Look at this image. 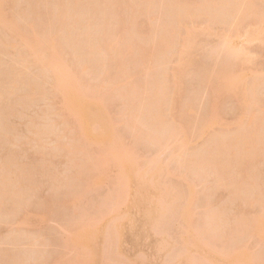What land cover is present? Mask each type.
Here are the masks:
<instances>
[{
  "label": "rangeland",
  "instance_id": "obj_1",
  "mask_svg": "<svg viewBox=\"0 0 264 264\" xmlns=\"http://www.w3.org/2000/svg\"><path fill=\"white\" fill-rule=\"evenodd\" d=\"M174 1L0 0V264H264V0Z\"/></svg>",
  "mask_w": 264,
  "mask_h": 264
},
{
  "label": "bare ground",
  "instance_id": "obj_2",
  "mask_svg": "<svg viewBox=\"0 0 264 264\" xmlns=\"http://www.w3.org/2000/svg\"><path fill=\"white\" fill-rule=\"evenodd\" d=\"M172 1H174V0H172ZM216 1H217V0H216ZM216 1H215V2H216ZM221 1H222V0H221ZM224 1H225V0H224ZM226 1H227V0H226ZM75 2H76V1H75ZM75 2H74V3H75ZM175 2H176V1H174V3H175ZM177 2L180 3V0H177ZM177 2L175 3V5H177L176 8L174 7V6H175L174 4H173V5H174L173 7L171 6L173 12H174L175 9H177V8H181V6L178 7ZM188 2L190 3V1H188V0H187V2H185L186 5H187ZM208 2H209V1L206 0V2H203V3H206V5H208ZM217 2H219V4L223 7L224 2H223V4L220 3L219 0H218ZM183 3H184V2H183ZM183 3H182V4L180 3V5H184V4H185V3H184V4H183ZM228 3H229V2H226V3L224 4V6H226V7L228 6V9H226L225 7H223V8H222L223 12H224V9H225L226 11L228 10V11L230 12V8H231V7H229ZM76 4H77L76 6L78 7V3H76ZM170 4H172V2H171ZM209 4H211V3H209ZM219 4H218V5H219ZM229 4H230V3H229ZM0 5H1V4H0ZM74 5H75V4H74ZM138 5H139V4H138ZM189 5H190V4H189ZM189 5H188V6H189ZM203 5H205V4H203ZM215 5H217V3H216ZM215 5L213 4L212 6L214 7ZM218 5H217V7H218ZM231 5H232V4H231ZM221 6H220V9H221ZM233 6H234V4L232 5V7H233ZM74 7H75V6H74ZM77 7H76V8H77ZM174 8H175V9H174ZM188 8H189V7H188ZM188 8H187V9H188ZM0 9H1V11H2V7H1ZM234 9H235V8H234ZM234 9H233V10H234ZM222 10H221V12H222ZM231 10H232V8H231ZM1 11H0V12H1ZM134 11H135V10H134ZM138 11H139V10H138ZM178 11H180V9H179ZM178 11L175 10L176 13H177ZM187 11H188V10H187ZM226 11H225V12H226ZM228 11H227V12H228ZM143 12H145V11L143 10ZM188 12H189V11H188ZM232 12H233V11H232ZM137 13H140V12H137ZM0 14L2 15L3 13L1 12ZM104 14H106V13L104 12ZM104 14H103V15H104ZM147 14H148V10H147ZM177 14H178V13H177ZM106 15H107V14H106ZM132 15H133V14H132ZM134 15H135V14H134ZM175 15H176V14H175ZM2 16H4V15H2ZM2 16H1V20L4 18V17H2ZM20 17H21V15H20ZM23 17H24V16H23ZM132 17H133V16H132ZM5 18H6V17H5ZM5 18H4V19H5ZM14 18L16 19V17H14ZM4 19L1 21L2 23H3ZM21 19H22V18H21ZM104 19H105V18H104ZM104 19H103V20L101 19L102 22H104ZM131 19H133V18H131ZM18 20H20V19H18ZM12 21H13V20H12ZM130 21H133V20H130ZM130 21H129V23H130ZM16 22H17V20H16ZM165 22H167V21H165ZM10 23H11V22H9V21H8V23H7V20L5 19V24H6V26H11V25L13 24V23H11V24H10ZM8 24H10V25H8ZM15 24H16V23H15ZM18 24H19V22H18ZM18 24H17V25H18ZM150 24H151V23H150ZM150 24H149V25H150ZM90 25H91V24H90ZM130 25H131V24H130ZM135 25H136V24H135ZM140 25H141V24H140ZM147 25H148V24H147ZM149 25H148V26H149ZM169 25H170V26H171V25L173 26V23H170ZM169 25L167 24L166 26H169ZM178 25H179V24L176 25V28H178ZM6 26H5V27H6ZM126 26H127V25H126ZM126 26H125V27H126ZM128 26H129V24H128ZM150 26H151V25H150ZM150 26H149V27H150ZM158 26H159V25H158ZM163 26H164V25H163ZM166 26H165V27H166ZM170 26H169V27H170ZM17 27L19 28V26H17ZM131 27H132V25H131ZM159 27H160V26H159ZM161 27H162V26H161ZM161 27H160V29H161ZM169 27H167V28H168V31L165 30L164 28H163V30H164L165 32L167 31L166 33H168V32L170 31L169 29H171V27H170V28H169ZM174 27H175V25L173 26V28H174ZM126 28H128V27H126ZM129 28H130V27H129ZM139 28H140V27H139ZM139 28H137V29H139ZM141 28H143V27H141ZM147 28H148V27H147ZM152 28H154V26H153ZM156 28H158V27L156 26ZM156 28H155V30H157ZM173 28L171 29L173 32H176V31L178 32V29H179V28H178L176 31L173 30ZM176 28H175V29H176ZM130 29H131V28H130ZM158 29H159V28H158ZM19 30H20V29H19ZM142 30H143V29H142ZM146 30H147V29H146ZM149 30H150V29H149ZM186 30H187V29H186ZM188 30H189V29H188ZM134 31H135V29H134ZM143 31H145V29H144ZM160 31H161V30H160ZM190 31H191V30H190ZM190 31H188L187 33H189V37H190V39H193V36H190V33H191ZM69 32L71 33V31H69ZM136 32H137V34H136V36H137L139 31H136ZM136 32H135V33H136ZM146 32H147V31H145V33H146ZM149 32H150V31H149ZM158 32H159V31H158ZM158 32H157V33H158ZM165 32H164V34H162L163 37L166 36V37H164V39L161 38V37H160L159 41H158V39L155 40V38H154V39H151V41H152V40H155L154 42L158 41V44L155 43V44H156V45H155V48H156V46H157V48H158V46H160V45H164V44L166 43V41H167V40H165V39H166V38H167V39L170 38L169 36H171V35H170L171 32H170V34L168 33L169 36H167L168 34H165ZM173 32H172V34H174ZM66 33H67V32H66ZM70 33H69V34H70ZM161 33H162V31H161ZM69 34H68V35H69ZM109 34H110V33H109ZM148 34H149V33H148ZM37 35H38V34H37ZM39 35H41V34H39ZM140 35H141V34H140ZM155 35H156V33L154 34V36H155ZM159 35H160V33H159ZM159 35H158V36H159ZM29 36H30V35H29ZM70 36H71V35H69V37H70ZM106 36H107V37H105V38H108L109 35L106 34ZM145 36H147V34H146ZM158 36H156V38H157ZM160 36H161V35H160ZM176 36L178 37V36H179V33H176ZM73 37H74V36H73ZM173 37H174V38H173ZM27 38H28V37H27ZM32 38H33V37H32ZM42 38H43V37H42ZM139 38H140V37H139ZM139 38H138V40L140 41ZM144 38H145V37H144V35H143V39H144ZM151 38H153V37L151 36ZM172 38H173L172 41L170 40V41L172 42V44H171V42L169 41V44H165L166 47H168L169 45H171L170 47H172V45L175 44L174 42L177 41V40L174 41V40H175V36H172ZM43 39H44V38H43ZM43 39H42V40H43ZM133 39H134V38H133ZM136 39H137V38H136ZM146 39H147V38H146ZM146 39H145V40H146ZM170 39H171V38H170ZM34 40H35V39H34ZM34 40H33V41H34ZM70 40H71V39H70ZM87 40H88V39H87ZM33 41H32V42H33ZM103 41H104L105 43H107V42H106L107 39H106V41H105V40H103ZM173 41H174V42H173ZM189 41L192 42V40H189ZM189 41H188V42H189ZM43 42H44V41H43ZM43 42H42V43H43ZM92 42H93V40H92ZM133 42H135V41H133ZM143 42H144V41H143ZM154 42H152V45L154 44ZM191 42H189V43H191ZM86 43H87V42H86ZM93 43H94V42H93ZM138 43H139V42H138ZM147 43H149V42H147ZM173 43H174V44H173ZM26 44H27V42H26ZM49 44H50V43H49ZM49 44H48L47 47L50 46ZM77 44H78V43H77ZM94 44H95V43H94ZM130 44H131V43H130ZM133 44H135V43H132L131 45H133ZM150 44H151V43H150ZM30 45H31V44H30ZM45 45H46V44H45ZM107 45H108V44H107ZM138 45H139V44H138ZM165 45H164V47H165ZM167 45H168V46H167ZM177 45H178V44H177ZM177 45H176V46H177ZM22 46H23V45H22ZM28 46H29V45H28ZM43 46H44V45H43ZM54 46H55V45H54ZM78 46H79V44H78ZM86 46H87V44H86ZM104 46H105V44L103 43V47H104ZM111 46H112V44H111ZM111 46H110V47H111ZM140 46H141V45H140ZM225 46H226V45H225ZM225 46H224V47H225ZM76 47H77V46H76ZM83 47H85V46H83ZM92 47H94V45H92ZM92 47H91V49H92ZM97 47H98V46H97ZM97 47H95V48L98 49L100 46H99L98 48H97ZM106 47H107V46H106ZM110 47H108V48H110ZM126 47H128V45H126ZM130 47H131V46H130ZM137 47H139V46H137ZM153 47H154V45H153ZM164 47H163V48L161 47V48L164 49ZM166 47H165V48H166ZM170 47L166 48V49H167V52H168V50H170ZM174 47H175V46H174ZM50 48H52V47H50ZM104 48H105V47H104ZM108 48H107V49H108ZM132 48H133V47H132ZM161 48H160V49H161ZM37 49H38V48H37ZM47 49H48V48H47ZM54 49H57V47L54 48ZM58 49H59V48H58ZM76 49H77V48H76ZM79 49H80V48H79ZM81 49H82V48H81ZM83 49H85V48H83ZM86 49H87V48H86ZM91 49H90V50H91ZM96 49H95V50H96ZM107 49H104L105 52L108 51ZM127 49H128V48H127ZM139 49H140V48H139ZM162 49H161V51H164V50H165V49H164V50H162ZM171 49H172V48H171ZM174 49H175V48H174ZM106 50H107V51H106ZM131 50H132V49H130V51H131ZM225 50H227V48H226ZM230 50H231V49H230ZM230 50H229V51H230ZM84 51L87 52L86 50H84ZM128 51H129V50H128ZM176 51H177V49H176ZM229 51H228V52H229ZM231 51H232V50H231ZM231 51H230V52H231ZM236 51H237V49H236ZM56 52H57V51H56ZM92 52H93V51L91 50L90 54H91ZM95 52H96V51H95ZM98 52H99V51H98ZM102 52H103V51H102ZM165 52H166V50L164 51V53H165ZM171 52H172V51H171ZM226 52H227V51H226ZM228 52H227V53H228ZM54 53H55V52H54ZM60 53H61V51H60ZM60 53L57 52V54H60ZM103 53H104V52H103ZM103 53H102V54H103ZM107 53H108V52H107ZM150 53H151V52H150ZM152 53H153V51H152ZM152 53H151V54H152ZM158 53H159V50H158ZM104 54H105V53H104ZM151 54H150V56H151ZM162 54H163V53H161V58L163 57ZM168 54H170V52H169V53H166L165 55H168ZM51 55H52V54H51ZM148 55H149V54H148ZM154 55H155V54H154ZM154 55H153V56H154ZM156 55H157V54H156ZM43 56H44V55H43ZM102 56H104V55H102ZM105 56H107V55H105ZM105 56H104V57H105ZM108 56H109V55H108ZM55 57H56V56H55ZM158 57H160V56H158ZM164 57H165V56H164ZM109 58H110V57H109ZM109 58H108V60H111V59H109ZM115 58H116V57H115ZM165 58H167V57H165ZM75 59H76V58H75ZM102 59H103V58H102ZM105 59H107V58L105 57ZM163 59H164V58H163ZM38 60H39V59H38ZM76 60H77V59H76ZM157 60H158V59H157ZM159 60H160V59H159ZM159 60H158V61H159ZM161 60H162V59H161ZM112 61H113V60H112ZM74 62H76V61L74 60ZM103 62H105V61H103ZM103 62H102V63H103ZM113 62H114V61H113ZM156 62H157V61H156ZM162 62H163V61H162ZM76 63H77V62H76ZM98 65H99V63H98ZM100 65H101V64H100ZM42 66H43V65H42ZM103 66H104V65H103ZM43 67H44V66H43ZM44 68H45V67H44ZM98 68H100V67L98 66ZM155 68H156V66H155ZM101 69H102V68H101ZM84 70H85V69H84ZM163 73H164V72H163ZM51 74H52V72H51ZM18 75H19V74H18ZM52 75H53V74H52ZM165 75H166V74H165ZM16 76H17V75H16ZM157 76H158V75H157ZM161 76L165 77L164 74L161 75ZM18 77H19V76H18ZM158 77H159V76H158ZM166 77H167V75H166ZM216 78H217V77H216ZM155 79H156V78H155ZM155 79H154V80H155ZM163 79H164V78H163ZM213 79L215 80V82H217V80L215 79V77H214ZM213 79H209V83H212V81L214 82ZM230 79H231V72L229 71V72L226 74V76L223 77V81H225V83H227V85H230V83H231V82L229 83V80H230ZM57 80H58V78H57ZM165 80H166V78H165ZM210 80H211V81H210ZM60 81H61V80H60ZM60 81H56V82H59V84H60ZM158 81H160V79H159V80L157 79V81H155V82L157 83V85L154 84L155 82H154L153 84H154V87L157 86V89L159 90V92L156 91V88H155V89H154V90H155L154 93L152 92L153 96H151L152 94L149 93V96H151V97H153V98L150 97V98L152 99V101L149 100V101H151V102L148 101V102H146L147 104H146L145 102H144L145 104L142 103V104L145 106L144 110L146 109V105H147V107L149 106V108H150V104H151L152 102L154 103V105H156L155 107L157 108V104H158V103L160 104V102H161V104H162V101H164V99H162L163 97H162V98L160 97V96H163V95H162L163 93L160 91V89H161L162 91L165 90V89H163L164 87L158 85ZM163 81H164V80H163ZM163 81H162V82H163ZM205 81H206V78H205ZM165 82H166V81H165ZM165 82H163L164 85L169 83V82H168V83H165ZM215 82L212 83V85L215 86V84H216ZM160 83H161V82H160ZM13 84H14V83H13ZM56 84H57V83H56ZM59 84H57V85H59ZM62 84H63V83H62ZM7 85H8V84H7ZM53 85H54V83H53ZM63 85H64V84H63ZM63 85H60V86H62V89H63V87H64ZM155 85H156V86H155ZM205 85H206V84H205ZM212 85H211V86H212ZM209 86H210V84H209ZM3 87H4V86H3ZM5 87H6V86H5ZM7 87H8V86H7ZM7 87H6V88H7ZM206 87H208V84H207ZM53 88L55 89V88H58V87H55V86H54ZM168 88H169V87H168ZM0 89H1V88H0ZM54 89H53V90H54ZM151 89H152V88H151ZM58 91H59V90H58ZM63 91H64V93L67 92V91H65V89H64V90H61L60 92L63 93ZM69 91H70V90H69ZM152 91H153V90H152ZM1 92H2V91H1ZM155 92H156L158 95H156ZM160 92H161V93H160ZM5 93H6V92H5ZM5 93H4V90H3V92L0 93L1 97H2V95H3V97H4V94H5ZM64 93H63V95H64V97H65V94H64ZM159 93H160L161 95H160ZM164 93H165V91H164ZM66 94H69V96H70L71 93H66ZM154 94H155V95H154ZM69 96H68V97H69ZM149 96H148V97H149ZM154 96H156V97H154ZM1 97H0V99L2 100L3 97H2V98H1ZM159 98L162 99V101H161V100H158ZM155 99H156V100H155ZM1 100H0V102H1ZM3 100H4V99H3ZM147 100H148V99H147ZM154 101H156L157 104H156V102H154ZM159 101H160V102H159ZM254 101H255V100H254ZM2 102H3V101H2ZM132 103H133V102H132ZM135 103H136V102H135ZM138 103H140V102H138ZM138 103H137V104H138ZM148 103H149V105H148ZM153 103L151 104V107H152V108H150V109L148 108V109H149V112H148L149 114L147 113L148 109H147L146 112L144 111L145 113H147L148 115H151V116H148L147 114H145V115L147 116V117H145V116H143V115H144V114H143V110H142V112H140L141 110L139 111V112H140V115L142 114L141 116L139 115L140 117H142V121H143L144 118H145V121H143V122H144L143 125H144L145 127H146V125H147V129H146V128L144 129V128H143V127H144L143 125H142L141 129L143 128V130H144V132H145V133H144V132H143V133L146 134V133H148V132H147L148 129H149L148 126H150V129H151V130H149V133L152 134V136H153L154 138H157V137H158L159 140H161L160 138L163 137V134H159V131H161L160 133H162V131H163L165 128L167 129V127H166L167 125H165V128H162V127H164V126H162V125L165 124V122H163L164 119H165V118L163 119V116H164L163 113H164V112H162L163 115L160 113L161 111H160L159 113H158V112H153V110H154V111H158V110H160V109L162 110V108H161L162 105H160V109L158 108V110H156V108H153V107H154ZM254 103H255V102H254ZM129 104H130V102H129ZM140 104H141V103H140ZM82 105H85V104H82ZM82 105L80 104L79 107H81ZM135 106H136V105H135ZM136 107H138V106H136ZM158 107H159V106H158ZM84 108H85V107H84ZM134 108H135V107H134ZM139 108H140V107H138V109H139ZM141 108H143V106H142ZM141 108H140V109H141ZM79 109L84 110V111L86 110V108L83 109V106H82L81 108H79ZM151 109H153L152 112H151ZM127 110H128V109H127ZM129 110H131V108H129ZM134 110H135V109H134ZM261 110H263V109H260V112H261ZM136 111H137V110H135V112H136ZM131 112H132V111H131ZM137 112H138V111H137ZM186 112H187V111H186ZM262 112H263V111H262ZM153 113H156V115H157V113H158V116L155 115L157 118L154 117V114H153ZM130 114H133V115H134V114H136V113L133 112V113H130ZM138 114H139V113H138ZM159 114H160V115H159ZM128 115H129V113H128ZM181 115H182V113H181ZM184 115H185V114H184ZM136 116H138V115H136ZM152 116H153L154 118L151 119L150 117H152ZM160 116H161V117H160ZM182 116H183V115H182ZM182 116H181V117H182ZM185 116H186V115H185ZM134 117H135V116H132V117H131V118H132V121H133V119H135ZM164 117H165V116H164ZM186 117H187V116H186ZM260 117H261V116H260ZM136 118H137V117H136ZM148 118H149V119H148ZM158 118H159V119H158ZM137 119H138V118H137ZM147 119H148V120H147ZM150 119H151V120L154 119L153 122H152L153 124L150 123V122H151ZM161 119H162V120H161ZM182 119H185V118L183 117ZM129 120H130V119H129ZM138 120H140V118H139ZM156 120H157V122H156ZM159 120H161V122H159ZM180 120H181V119H180ZM180 120H179V123L182 124L183 121L181 120L182 122H180ZM185 121H186V119H185ZM259 121H260V120H259ZM130 122H131V120H130ZM133 122H134V121H133ZM136 122H137V120H136ZM138 122H139V121H138ZM140 122H141V120H140ZM140 122L138 123L139 125H140L141 123H143V122H141V123H140ZM145 122H146V123H145ZM148 122H149V123H148ZM154 122H155V123H154ZM186 122H187V121H186ZM131 123H132V122H131ZM158 123H159L160 125H161V123H162L161 127L159 126ZM135 124H136V123H134L133 125H135ZM150 124H151V125H150ZM155 124H156V126H158V127H154ZM152 125H153V126H152ZM151 126H152V127H151ZM254 126H256V125H254ZM114 127H115V126H114ZM159 127H160L161 130L158 129ZM153 128H154V131L152 130ZM155 129H157L158 131L155 130ZM113 130H115V129H113ZM151 131H153V133H154L155 135H154ZM156 131H157V133H155ZM176 131H177V130H176ZM114 133H115V132H114ZM149 133L146 134V136H147V135H148V136H151ZM172 133H173V131L171 132V134H172ZM238 133H239V132H238ZM238 133L236 132L237 138H238L239 136H242V135H238ZM156 134H158V135H156ZM171 134H169V135H171ZM236 135L234 134L235 138H236ZM148 136H147V137H148ZM152 136H151V137H152ZM160 136H161V137H160ZM245 136H246V135H245ZM250 137H251V136H250ZM158 138H157V139H158ZM235 138L232 140V141H234V142H231V143L234 144V145H237L238 143L240 144V141H239V142H236V141H238L239 139H238V140L236 139V141H235ZM241 138H243V136H242ZM241 138H240V140H242L241 145H243V146H244V145H245V146H248L247 144H245V142L249 141V140H248V138H249L248 135H247V140H246L245 138H243V139H245L246 141L243 140V139H241ZM251 138H252V137H251ZM244 141H245V142H244ZM249 142H250V141H249ZM206 143H207V142H206ZM222 143H225V144L227 145V142H225V141H223ZM247 143H248V142H247ZM220 144H221V142L218 143V146H217L218 148H220V147L223 148V146H226L225 144H224V145H220ZM248 144H249V143H248ZM245 146H244V147H245ZM239 147H241V148L244 149V147H242V146H239ZM239 147L237 146L238 149H241V148H239ZM218 148H217V149H218ZM83 149H84V148H83ZM243 149H242V150H243ZM246 149L249 150V148H246ZM246 149H244V151H243L244 153H245V150H246ZM220 150H221V148L218 149V152H219V153L217 152V155L214 156V157H216L217 160H219V161L222 160V159H221V158H222V154L219 155L220 153H222V151H220ZM247 150H246V152H247ZM250 151H251V150H250ZM193 152H194V151H193ZM241 152H242V151H241ZM243 152H242V153H243ZM248 153H249V152H248ZM255 153H256V152H254V154H255ZM196 154H197V153H195V155H196ZM251 155H252V157H251V156H250V157L254 159L252 151H251ZM255 155H256V154H255ZM197 156H198V155H197ZM258 156H259V155H258ZM258 156L256 157V160H257ZM214 157H213V158H214ZM216 158H215V159H216ZM218 158H220V159H218ZM251 158H249V159H251ZM253 159H252V160H253ZM222 161H223V160H222ZM249 161H250V160H249ZM212 162H214V161H212ZM224 163H226V164H224ZM212 164H213V163H212ZM219 164H220V163H219ZM219 164H218V165H219ZM223 164H224V165H223ZM214 165H216V162L214 163ZM218 165H217V166H214V167H216L217 169L220 168V169H219L220 171L216 170V171H218V172H217V175H218V176H219V175L221 176V174L223 173V175L225 176L226 171H227L226 169L229 167V165L227 166V162H225V161H224L222 164H220L219 166H218ZM221 165H222V166H221ZM223 166H224V167H223ZM225 166H227V168H225ZM218 167H219V168H218ZM216 168H215V169H216ZM222 168H225V169H223V172H222V170H221ZM224 170H225V174H224ZM216 171H215V172H216ZM215 172H214V174H216ZM219 172H220L221 174H218ZM223 175H222V176H223ZM220 176H219V177H220ZM222 176H221L219 179H221ZM224 176H223V178H224ZM149 179H150V178H149ZM236 179H237V178H236ZM239 179H240V182H242V181H241L242 178H239ZM237 180H238V179H237ZM234 181H235V180H234ZM238 181H239V180H238ZM253 181H254V180H252V182H253ZM6 182H7V181H6ZM235 182L237 183V181H235ZM236 183H235V184H236ZM143 184H145V183H143ZM233 184H234V182H233ZM235 184H234V186H235ZM237 184H239V183H237ZM252 185H254V184L252 183ZM4 186H5V185H4ZM143 186H144V185H143ZM7 188H8V187H7ZM7 188H6V189H7ZM119 191H121V189H120ZM119 191H118V192H119ZM2 192H3V187H2ZM121 192H122V191H121ZM121 192H119V194H120ZM3 193H4V192H3ZM1 194H2V193H1ZM5 194H7V191H6ZM116 194H117V191H116ZM119 194H117L116 196H118ZM150 201H151V200H150ZM159 214H160L159 222L157 221V222L159 223V225H160V224H161V225L163 224V223L160 222V218L164 217V218H162V219H163V220L165 219L166 221H167L168 219H170L169 217H165V215H162V214H164V213H162V214L159 213ZM213 214H214V212H213ZM209 216H211L210 213H209ZM213 216H214V215H213ZM156 217H157V216H156ZM207 217H208V216H207ZM211 217H212V216H211ZM214 217H215V216H214ZM214 217H212V218H214ZM113 218L116 219L117 216H114ZM167 218H168V219H167ZM208 218H209V217H208ZM162 219H161V220H162ZM173 219H174V217H171V220H168L169 223H168V221H167V222H166L165 220H164V221H165L166 225H167V224H170V225H171V224H172L171 222L175 220V219H174V220H173ZM210 219H211V218H210ZM111 220H113V219L111 218ZM163 220H162V221H163ZM239 220H240V218H239ZM241 220H242V219H241ZM206 221H207V220H206ZM209 221H210V220H209ZM242 221H243V220H242ZM244 221L246 222L245 219H244ZM244 221H243V223H245ZM247 222H248V220H247ZM240 223H241V221H240ZM248 223H249V222H248ZM252 224H254V223H252ZM252 224H251V225H252ZM258 224H259V223H258ZM170 225H169V226H170ZM237 225H238V224H237ZM243 225H244V224H243ZM261 225H262V223H261ZM261 225L259 226V229H258L256 226H255V227H256L258 230H261V229H262V231H263V228H262V227H264V226H261ZM152 226H153V225H152ZM156 226H158V224L155 225V226H153V227L155 228ZM171 226H172V225H171ZM239 226H241V225H239ZM239 226H238V227H239ZM112 227H113V228H112ZM112 227H110V229L112 228V231L110 230V231L108 232V234H107L108 236H109V233H110V232L113 233V231H115L114 234L117 233L116 230H115V228H114V225H113ZM164 227H166V228H164V230H167V231H168V236H171V235H169V233H170V232H169V229H170L171 227H167V226H164ZM249 227H250V226H249ZM253 227H254V226H253ZM156 228H157V230H158V228L160 229V226H158V227H156ZM236 228H237V226H236ZM244 228H245V226H244ZM113 229H114V230H113ZM152 230H153V228H152ZM252 230H253V228H252ZM258 230H257V231H258ZM154 231L156 232V233L154 232L155 234H157V233L159 234V230H158V232H157L156 229H154ZM162 231H163V230H162ZM167 231H165V232H166L165 235L167 234ZM257 231H256V232H257ZM262 231H261L260 233H262ZM112 233L110 234V236H112ZM263 233H264V232H263ZM253 234H254V233H253ZM199 235H200V232H199ZM199 235H196V236H197V239H198V240H199V239L202 240V239L200 238ZM114 236H115V235H114ZM168 236H167V237H168ZM120 237H121V236H120ZM108 238H109V237H108ZM115 238H116V237H114V239H112V240H113V241H114V240L116 241L117 239H115ZM168 238H169V237H168ZM104 239H105V237H104ZM160 239H161V238H160ZM212 239H213V238H212ZM112 240H111V243H112ZM162 240H163V239H162ZM162 240H161V241H162ZM200 240H199V242H200ZM203 241H204V240H203ZM207 242H208V241H207ZM210 242H211V241H210ZM115 243H117V242L112 243V245L115 244ZM153 243H154V242H153ZM188 243H190V240L188 241ZM200 243L202 244V242H200ZM208 243H209V242H208ZM211 243H212V242H211ZM108 244H110V241H109ZM178 244L181 245L180 243H178ZM209 244H210V243H209ZM179 245H176V246H178V247H174V246H173V247H174V251H176V250L178 251V250H179L178 253L173 252V253H174L173 258H176V256L179 257V255L181 254L180 247L183 248L184 246L182 247V245H181V246L179 247ZM204 245H205V242H204ZM110 246H111V244H110ZM110 246H109L110 250H113V251H114L115 248H116V244H115V247H114L113 249H111L112 247H110ZM113 246H114V245H113ZM156 247H157V246H156ZM157 248H158V247H157ZM170 248H171V247H170ZM176 248H177V249H176ZM158 249H159V248H158ZM183 249H185V248H183ZM110 250H109V252H113V251H110ZM161 251H162V250H161ZM171 251H172V248H171ZM186 251H187V249H186ZM110 254H111V253H110ZM114 254H117V253L114 251V253L111 254V255H114ZM168 254H169V253L167 252L166 254H164V256H165V255H168ZM175 254H176V256H175ZM178 254H179V255H178ZM189 254H190V253H189ZM191 254H192V252H191ZM111 255H107V256L109 257V256H111ZM138 255H140V253H139ZM240 255H241V253H240ZM116 256H117V257H116ZM116 256H115V257L118 258V261H116V263H117V262L119 263V261L121 260V262H123L122 264H128V262H127L126 260H124V259H125L124 256H123V257H120L121 255L118 256V254H117ZM140 256H141V255H140ZM142 256H143V255H142ZM142 256H141V257H142ZM164 256H163V258H164V260H166V262H167V261L169 262V261H170V260H169L170 258L172 259V257H170V256H172V255H168L167 257H169V258L164 257ZM192 256H193V254H192ZM192 256H191V257H192ZM111 258H112V257H109L110 261H111V260L114 261L115 258H114V257H113V259H111ZM119 258H121V259L119 260ZM122 258H124V259H122ZM190 259H191V258H190ZM116 260H117V259H116ZM164 260H163V262H164ZM101 261H102V260H101ZM103 261H106V260H103ZM179 261H180V260H179ZM111 262H112V261H111ZM125 262H126V263H125ZM166 262H165V263H166ZM170 262H171V261H170ZM76 263H77V262H76ZM76 263H75V264H76ZM102 263H103V264H107V263H108V260H107L106 262H101V264H102ZM112 263H113V262H112ZM116 263H115V261H114L113 264H116ZM118 263H117V264H118ZM108 264H109V263H108ZM110 264H111V263H110ZM119 264H120V263H119ZM167 264H168V263H167Z\"/></svg>",
  "mask_w": 264,
  "mask_h": 264
}]
</instances>
